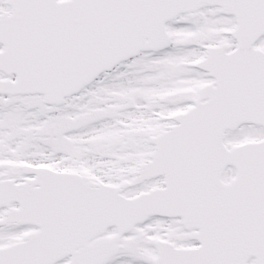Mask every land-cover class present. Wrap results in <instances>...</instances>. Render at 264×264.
Wrapping results in <instances>:
<instances>
[{
    "label": "snow or ice",
    "instance_id": "snow-or-ice-1",
    "mask_svg": "<svg viewBox=\"0 0 264 264\" xmlns=\"http://www.w3.org/2000/svg\"><path fill=\"white\" fill-rule=\"evenodd\" d=\"M0 264H264V0H0Z\"/></svg>",
    "mask_w": 264,
    "mask_h": 264
}]
</instances>
